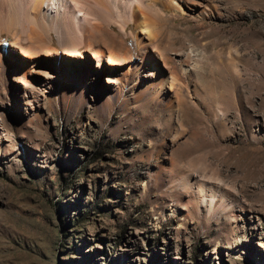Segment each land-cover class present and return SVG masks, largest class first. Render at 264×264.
<instances>
[{"label":"rangeland","instance_id":"obj_1","mask_svg":"<svg viewBox=\"0 0 264 264\" xmlns=\"http://www.w3.org/2000/svg\"><path fill=\"white\" fill-rule=\"evenodd\" d=\"M211 1L209 17L159 6L173 106L121 81L129 34L118 59L39 51L25 76L0 25V264H264V0ZM196 174L246 210L199 215L178 183Z\"/></svg>","mask_w":264,"mask_h":264},{"label":"bare ground","instance_id":"obj_2","mask_svg":"<svg viewBox=\"0 0 264 264\" xmlns=\"http://www.w3.org/2000/svg\"><path fill=\"white\" fill-rule=\"evenodd\" d=\"M160 5L162 11L170 10L176 14L190 10L196 11L200 17L210 15L215 7L211 0H202L196 7L191 6L189 0H0V25L8 28L14 38L12 44L16 48L11 49L10 55L18 59L19 69L25 76L28 66L38 59L39 51L68 56L84 48L98 60L103 59L105 52L109 57L118 59L126 49L124 39L129 34L136 43L133 53L136 58H130L121 81L134 89L135 99L143 97L151 102L165 99L167 105L173 106L175 101H181L183 83L176 65L168 61V54L158 50L156 33L159 29L157 13L162 12ZM131 24L135 25L137 32L127 30ZM116 25L121 32L116 30ZM23 34L29 41L26 48L16 46ZM57 44L61 51H56ZM64 60L63 68H68L73 59L65 57ZM74 60L78 63L77 59ZM147 64L154 77L152 84L143 83L141 69ZM180 67L184 72L188 69L183 61ZM62 83L66 84V81ZM122 90L123 86L118 89V97H121ZM192 176H180L178 183L183 194L191 190V206L199 215L202 211L210 218L226 214L233 221L240 216L238 211L246 210L232 190L221 188L220 181L209 185L203 177ZM181 206L187 211L190 209L186 202H181Z\"/></svg>","mask_w":264,"mask_h":264}]
</instances>
